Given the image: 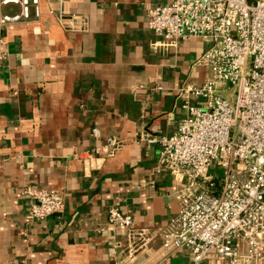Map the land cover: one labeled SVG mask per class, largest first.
<instances>
[{"label":"crops","instance_id":"crops-1","mask_svg":"<svg viewBox=\"0 0 264 264\" xmlns=\"http://www.w3.org/2000/svg\"><path fill=\"white\" fill-rule=\"evenodd\" d=\"M171 1L67 0L89 20L87 32H70L41 0L39 18L3 28L0 264H165L162 233L178 216L179 186L156 170L161 150L150 141L177 132L185 117L178 89L211 76L198 65L201 40L155 47L149 12ZM17 13L0 6V18ZM108 137L122 149L86 165ZM28 187L63 194L64 213L29 221ZM115 205L153 233L147 247L129 252L128 234L109 223ZM189 262L186 251L171 255L170 264Z\"/></svg>","mask_w":264,"mask_h":264},{"label":"built area","instance_id":"built-area-1","mask_svg":"<svg viewBox=\"0 0 264 264\" xmlns=\"http://www.w3.org/2000/svg\"><path fill=\"white\" fill-rule=\"evenodd\" d=\"M41 0H0L19 13L0 18V66L8 58L3 28L40 17ZM50 13L70 32H87V16H76L67 0H48ZM149 28L159 48L199 39L208 45L198 65L210 70L200 87L178 89L185 117L177 132L150 142L160 147L158 172L179 186V213L162 233V257L186 251L187 264H264V0H172L150 10ZM234 96L230 101L229 94ZM100 138V130H93ZM123 147L108 137L84 163L114 157ZM216 163L224 178L210 173ZM26 218L61 216L65 197L28 187ZM109 223L128 234L129 252L147 247L153 233L134 227L132 216L112 206ZM134 246V247H133Z\"/></svg>","mask_w":264,"mask_h":264},{"label":"rangeland","instance_id":"rangeland-1","mask_svg":"<svg viewBox=\"0 0 264 264\" xmlns=\"http://www.w3.org/2000/svg\"><path fill=\"white\" fill-rule=\"evenodd\" d=\"M208 48V45H206V49ZM234 96L230 93L229 99L230 101H233ZM210 173H213L216 178L223 179L224 178V172L223 170L216 165V163H213L211 165Z\"/></svg>","mask_w":264,"mask_h":264}]
</instances>
